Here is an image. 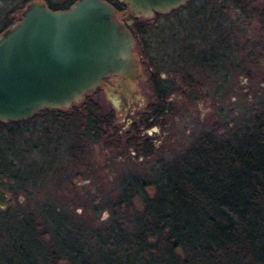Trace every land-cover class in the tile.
I'll return each mask as SVG.
<instances>
[{"label": "rangeland", "instance_id": "rangeland-1", "mask_svg": "<svg viewBox=\"0 0 264 264\" xmlns=\"http://www.w3.org/2000/svg\"><path fill=\"white\" fill-rule=\"evenodd\" d=\"M27 1L0 0V27L15 20ZM46 1L58 7L69 2ZM124 12L122 18L117 16L119 12L115 16L125 24H145L146 33L140 38L149 45L147 58L162 57L164 53L175 57L166 64L157 62L156 72L168 80L171 90L163 98L166 109L149 120L146 131L142 130L156 145L150 155L143 156L128 144L130 133L126 129L145 103L154 99L146 80L149 67L137 60V73L131 79L135 100L129 102L130 113L127 108L119 113L115 98L102 86L87 90L78 99H94L103 114L110 109L112 127L97 138L87 132L83 140L77 141L76 161L84 167L76 168L81 171L76 175L71 172L57 179L54 165L62 151L51 150L56 143L54 135L64 133L65 127L58 125L50 112L27 120L0 122V153L8 150L6 159L21 166L31 180L26 185L29 191H19L18 199L0 208V264H27L25 258H20L26 251L35 257V264H55L50 263L52 249L60 258L64 256L55 247L58 237L78 251L67 264H79L77 259L100 264L106 260V251L113 264H134V246L123 249L120 234L131 236L138 230V221L148 217L151 202L158 201L163 206L159 218L165 226L178 213L177 222H186L187 218H182L186 213L173 200L176 189L173 191L167 183L172 175L166 169L170 163L181 159L185 147L202 131L225 137L230 132L243 136L248 131L245 125L250 127L264 106V0H185L166 11H153L148 17ZM174 31L184 44L209 36L223 40L224 55L216 58L214 68L203 69L188 56V50L183 56L176 55L168 41L169 33ZM131 37L134 39L133 34ZM202 47L204 40L196 45ZM131 52L137 56L136 48L131 47ZM76 116L78 123L84 121L81 114ZM84 129L78 127L77 133ZM63 140L62 147L72 142L69 136ZM66 152L63 154L67 157L70 153ZM128 174L145 176V187L126 188L122 177ZM8 178L6 175L5 180ZM153 207L154 212L161 208L158 204ZM58 262L66 264L61 259Z\"/></svg>", "mask_w": 264, "mask_h": 264}, {"label": "trees", "instance_id": "trees-1", "mask_svg": "<svg viewBox=\"0 0 264 264\" xmlns=\"http://www.w3.org/2000/svg\"><path fill=\"white\" fill-rule=\"evenodd\" d=\"M106 1L116 3L115 0ZM64 7L66 5L51 8ZM11 22L0 27V30ZM131 25L130 31L138 33V36H135L136 42L141 43V64L152 69L148 71V81L152 87L154 101L157 103L156 109L158 112L162 111L165 107L163 98L171 90V85L156 72L157 62L166 64V61L170 62V58L175 60V57L171 56V53H164L162 57L147 58L149 45L140 38L146 33L147 28L138 21H133ZM175 32L169 33L168 41L173 45L171 47L176 55L183 56L187 50L188 56L195 59L202 55L203 59L216 60L217 55H224L221 51L223 40L219 41L210 36L205 39L195 38L199 42L204 40L205 47L200 49L196 48L199 42L184 44L183 38ZM224 44L226 47V43ZM82 101L87 102L83 108L87 111V114L83 115L86 117L85 121L90 125L87 129H91L90 133L97 138L106 128L112 127V117L109 113H101L94 99L83 97ZM74 109H76L74 105H71L69 110ZM69 110H37L30 116L7 121L27 120L39 113L50 112L49 115L58 120V125L65 127V131L62 132L67 133L71 132L70 129L75 122L71 118L77 117L68 112ZM258 115L250 127L245 125L248 131L243 136L237 137L232 132L227 137L212 131L200 133L196 140L185 147L181 159L170 163L166 169L172 175L167 178V183L173 187V191L176 189L173 200L175 205L184 211V215L186 213V216L182 217L187 218L186 222L184 224L177 222L178 213L177 216H171V222L165 226L159 218L163 206L158 201L151 202L148 206V217L143 216L138 221V230L131 234L132 237L125 233L120 234L123 249L128 245L134 246L132 257L134 264H264V106ZM126 130L130 133L127 138L128 144L133 146V134L138 130L133 123L129 124ZM63 138L61 137L62 140ZM55 148L56 145L51 151L55 152ZM5 151L0 153V171L5 173L7 168L15 169L22 175L21 179L27 185L31 182L30 174L28 175L21 166H15L13 160L6 159L8 150ZM149 169L152 170V165ZM128 176L122 177L124 180L122 183L126 188L137 190L145 187V176L136 174ZM155 204L161 206L158 212L153 210ZM137 206L141 208L142 204ZM55 247L64 256L60 258L55 254L56 249H50L52 257L50 263H59L58 259H61L67 264L66 261L71 262L76 258L78 252L76 247L66 244L59 237ZM106 253V260L100 264H113V258L107 251ZM20 258H25L27 264H35V257L29 255V251ZM77 262L91 264L81 259H77ZM92 264L98 263L92 261ZM118 264H121V261Z\"/></svg>", "mask_w": 264, "mask_h": 264}, {"label": "water", "instance_id": "water-1", "mask_svg": "<svg viewBox=\"0 0 264 264\" xmlns=\"http://www.w3.org/2000/svg\"><path fill=\"white\" fill-rule=\"evenodd\" d=\"M184 1L124 0L128 13L146 17ZM131 47L126 24L106 0H73L64 8L26 2L0 30V120L68 106L106 74L131 87L137 73ZM5 199L0 188V208Z\"/></svg>", "mask_w": 264, "mask_h": 264}, {"label": "flooded vegetation", "instance_id": "flooded-vegetation-1", "mask_svg": "<svg viewBox=\"0 0 264 264\" xmlns=\"http://www.w3.org/2000/svg\"><path fill=\"white\" fill-rule=\"evenodd\" d=\"M41 1L46 6H48L50 8L53 7V5L48 4L46 0H41ZM115 1H116V3H111V2H109V3L114 8V14L119 12L118 14H120V15H117V14L116 15L119 16L120 18H122L121 14L125 13L124 9L126 10V3L124 2V0H115ZM70 2H72V0H69V2L66 4V6ZM126 26H127L128 30H129L131 36H132V34L134 36L133 37L134 39H132L133 40L132 41V48H134V49L136 48L137 49L138 53H137V56H135V57H136L137 61H140L141 57H142V52H141L142 49H141V46H140L141 43H140V41H138V43H137L136 40H135V36H138V33L136 31L134 33H133V31H130V27H131L130 22L126 23ZM136 44H137V46H136ZM214 45H215V43H214ZM214 50H215V48H214ZM217 56L219 57V55H217ZM195 60L197 62H199V66L201 68H203V69L208 68L210 70V69L215 67V59H213V60H210V58H206V59L204 58L203 59L202 55H200V57L198 55V57ZM148 71H152V69H150V67H149L147 69V71H146V80L147 81H148ZM160 77L164 79L163 76H160ZM99 84L97 86H95V87L102 86L104 89H106L109 92V94L111 95L112 98H115L114 102H115V104H117V109H118L119 113L123 112L126 108L129 110V113H130L129 102L132 103L135 100L134 99L135 97L133 95V92L135 91V87H133V86L128 87L124 82L121 81V79H120V77L118 75H114V74H106V75H104L100 79V83ZM148 84H149V87H150V90H151V93H152L153 91H152V87H151L149 81H148ZM152 96H153V94H152ZM86 104H87V102H84L82 100H76L74 102H71L68 106H65L63 108H64V111H66V110L70 109L71 105H74V107L76 109L69 110L68 112H70L72 114H75V115L76 114H81L83 116V115L87 114V111L83 109ZM156 105H157V103H156V101H154V99L151 102L145 103L144 108H142V110L137 112L136 120L133 122L134 125L136 126L138 132L133 134L134 145L132 146L133 147L132 150L139 152V155H143V156L150 155L152 153L155 145H156V143H155V141L153 139L144 136V133L142 132L143 129H144V131H146L145 128L149 125V122H150L149 120L155 119V117L158 115V111L156 109ZM49 109L63 110L60 107H43V108L38 109V110H49ZM165 109L166 108L163 107L162 111H160V114H162V112ZM79 110H81V111H79ZM107 111L108 112H106V114L109 113L110 109L107 110ZM74 118H75V116H73V118H71V119H74ZM83 118H84V121H85L86 117H83ZM77 119L78 118L76 117L75 118V122H74L72 128L70 129L71 132L63 133V134H58L57 133L58 135L57 134L54 135V139H56V143H57V144L55 143V145H56L55 152L57 150H61L62 151V153L57 155L58 156L57 165L54 166V170H55V172L57 174L56 175L57 179H59L61 177L64 178L66 175L68 176V174H71V172L72 173L74 172V174L76 175V173H78V171L81 172L78 169H77L78 171H76V168L84 167V165L83 166L82 165H78L79 163L77 164V161H76V159H77L76 153L78 152L77 151L78 150L77 141L78 140L79 141L83 140L86 137L85 134H87V132H90L91 129H87L88 127H90V125L87 124L86 121L78 123ZM137 119H138V121H137ZM146 119H147V121H145ZM78 127L85 128L84 132H81V134H78L77 133ZM207 131H210V130H207ZM204 132L205 131H202L201 133H204ZM65 136L66 137L69 136L70 139H72V142L71 141L67 142L68 144L65 145L66 144L65 143L63 145V147H62L60 139H61V137H65ZM66 147H67V149H66ZM79 147L81 148L80 144H79ZM66 151L68 153H70L67 156V157H70L69 158V162L68 161L66 162V158L67 157H66V155L63 154ZM80 151H82V149H80ZM87 166H88V164H87ZM3 172L4 171H2V170L0 171V183H1L0 184V188L2 190H4V192L6 194L5 203L7 205L8 203L13 202L14 199H18V197H19L18 193H20L21 190H26V189H30V188L28 186H26L25 183H23L22 175H20L19 173H16V171H13L12 169L7 168L6 172L5 173H3ZM1 173H3L4 175L1 174ZM6 175H7V177H9L8 178L9 180L8 179L5 180ZM94 175H97L96 171H94ZM98 177L99 176H97L96 179H99ZM17 189H20V190H17Z\"/></svg>", "mask_w": 264, "mask_h": 264}]
</instances>
